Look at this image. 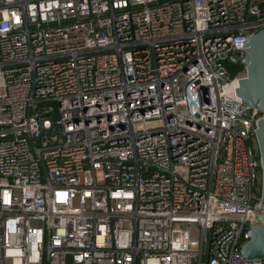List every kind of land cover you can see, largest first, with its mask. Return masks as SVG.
<instances>
[{
	"label": "built area",
	"instance_id": "2783aa9c",
	"mask_svg": "<svg viewBox=\"0 0 264 264\" xmlns=\"http://www.w3.org/2000/svg\"><path fill=\"white\" fill-rule=\"evenodd\" d=\"M263 28L264 0H0V264H264Z\"/></svg>",
	"mask_w": 264,
	"mask_h": 264
},
{
	"label": "water",
	"instance_id": "95a60500",
	"mask_svg": "<svg viewBox=\"0 0 264 264\" xmlns=\"http://www.w3.org/2000/svg\"><path fill=\"white\" fill-rule=\"evenodd\" d=\"M243 66L245 78L238 83L236 95L243 105L264 114V28L248 36ZM254 134L261 161V210L240 253L246 260L264 261V118L259 120Z\"/></svg>",
	"mask_w": 264,
	"mask_h": 264
},
{
	"label": "trees",
	"instance_id": "16d2710c",
	"mask_svg": "<svg viewBox=\"0 0 264 264\" xmlns=\"http://www.w3.org/2000/svg\"><path fill=\"white\" fill-rule=\"evenodd\" d=\"M226 68H227L230 76H234L235 74H237L243 70V67L241 65H237V64H226Z\"/></svg>",
	"mask_w": 264,
	"mask_h": 264
}]
</instances>
